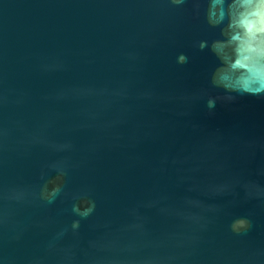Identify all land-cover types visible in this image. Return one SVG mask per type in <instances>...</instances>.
Masks as SVG:
<instances>
[{
    "label": "water",
    "instance_id": "obj_1",
    "mask_svg": "<svg viewBox=\"0 0 264 264\" xmlns=\"http://www.w3.org/2000/svg\"><path fill=\"white\" fill-rule=\"evenodd\" d=\"M196 6L0 0L4 264H264V98L210 88Z\"/></svg>",
    "mask_w": 264,
    "mask_h": 264
},
{
    "label": "clouds",
    "instance_id": "obj_2",
    "mask_svg": "<svg viewBox=\"0 0 264 264\" xmlns=\"http://www.w3.org/2000/svg\"><path fill=\"white\" fill-rule=\"evenodd\" d=\"M189 2L197 5L193 8L194 15L202 18L207 29L215 33L211 39H198L193 43L194 48L207 49L215 58L208 73L210 88L223 90L222 96L227 102L246 95L264 98V0H167L172 7H184ZM188 61L184 53L176 56L179 65ZM206 96V107L211 112L221 95ZM49 167L65 176V167L55 163ZM63 187L64 184H57L49 188L46 182L41 188V199L54 203ZM72 199L78 200V197ZM95 208V202L90 199L83 207L73 203L71 211L80 219L71 222V230L76 232L81 219L91 215ZM233 223L245 226L243 233L251 228V222L244 219ZM0 264H4L3 259Z\"/></svg>",
    "mask_w": 264,
    "mask_h": 264
}]
</instances>
